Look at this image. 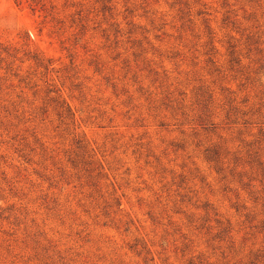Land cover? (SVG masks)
<instances>
[{
	"label": "rangeland",
	"instance_id": "374dc122",
	"mask_svg": "<svg viewBox=\"0 0 264 264\" xmlns=\"http://www.w3.org/2000/svg\"><path fill=\"white\" fill-rule=\"evenodd\" d=\"M0 264H264V0H0Z\"/></svg>",
	"mask_w": 264,
	"mask_h": 264
}]
</instances>
